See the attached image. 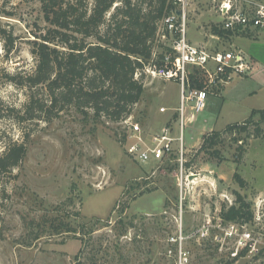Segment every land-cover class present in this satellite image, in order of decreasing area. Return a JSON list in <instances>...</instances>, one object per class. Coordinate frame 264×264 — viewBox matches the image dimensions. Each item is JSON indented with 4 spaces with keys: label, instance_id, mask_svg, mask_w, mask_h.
<instances>
[{
    "label": "rangeland",
    "instance_id": "374dc122",
    "mask_svg": "<svg viewBox=\"0 0 264 264\" xmlns=\"http://www.w3.org/2000/svg\"><path fill=\"white\" fill-rule=\"evenodd\" d=\"M0 14L15 38L9 57L0 42V69H33V41L50 26L41 1L0 0ZM215 26L223 25L212 1L190 0L189 39L217 52L231 50L234 43L253 70L215 88L203 112L187 109V118H194L184 131L183 165L179 142L162 163L134 161L126 151L124 121L85 119L75 108L50 122L0 120V151L3 141L22 142L30 134L16 179L4 180L5 195L0 186V264H177L180 247L189 253V264H255L245 253L237 254L235 242L224 241L215 226L229 225L221 217L222 207L233 205L236 193L241 194L254 220L236 225L261 237L257 252H264V135L254 137V126L250 137L224 133L264 109V32L253 29L217 39ZM143 82L144 95L131 117L149 135L170 126L178 138L179 86L145 73ZM0 98L21 109L27 94L0 71ZM162 107L167 111L162 113ZM217 132L223 133L220 144L201 149L204 138ZM236 137L242 141L236 143ZM215 150L218 155L212 154ZM66 226L78 230V237L66 233ZM205 226L211 228L206 239L200 237ZM181 232L185 240L180 245L175 239Z\"/></svg>",
    "mask_w": 264,
    "mask_h": 264
},
{
    "label": "trees",
    "instance_id": "16d2710c",
    "mask_svg": "<svg viewBox=\"0 0 264 264\" xmlns=\"http://www.w3.org/2000/svg\"><path fill=\"white\" fill-rule=\"evenodd\" d=\"M39 1L50 26L33 41V69L15 73L0 69L9 84L26 92L27 101L18 109L0 98V120L50 122L70 107L85 119L123 122L142 100L145 92L143 69L152 58L157 22L174 9L172 3L169 0ZM117 3L119 5L112 12ZM213 34L220 38L233 35L218 26L213 27ZM0 42L9 57L15 47V38L1 21ZM190 78L194 81L195 75ZM252 126L254 137L264 135V109L254 110L248 120L229 126L224 133L250 137ZM222 135L217 132L205 137L201 149L215 148ZM29 138L27 133L22 142L3 141L0 186L4 195L7 184L4 180L16 179L14 173L27 156ZM234 140L237 143L242 138ZM239 150L243 152L242 147ZM218 153L215 150L212 154ZM235 177L244 187V180L238 175ZM221 217L228 222L254 220L251 205L239 193L233 205L222 207ZM65 232L76 237L79 233L72 226H66ZM82 253L83 248L77 260Z\"/></svg>",
    "mask_w": 264,
    "mask_h": 264
},
{
    "label": "built area",
    "instance_id": "2783aa9c",
    "mask_svg": "<svg viewBox=\"0 0 264 264\" xmlns=\"http://www.w3.org/2000/svg\"><path fill=\"white\" fill-rule=\"evenodd\" d=\"M136 2L137 0H131ZM218 8L222 18V28L231 31L233 35L257 30L264 32V0H211ZM173 10L157 22V34L153 42L152 58L143 72L152 78L165 82H174L180 88L179 127L180 136L174 138L173 129L165 126L160 133L149 135L141 125L129 116L124 120L126 129L127 154L140 164L162 163L169 159L174 152V142H179L183 165L184 131L187 120L191 121L194 114L201 113L206 108V102L214 89L229 84L235 77L247 76L253 70L248 58L234 46L231 50L212 51L209 46H201L192 42L188 37L187 18L190 0H169ZM119 4H115L113 10ZM111 13L108 14V18ZM217 39L220 37L214 36ZM191 75H195L192 81ZM138 76V75H137ZM192 111L188 119L187 109ZM161 112L167 111L162 107ZM239 222H230L224 227L219 222L215 228L224 233L223 240L234 241L236 253L250 257L255 264L264 258V252H257L262 238H254L246 230L241 232L236 225ZM248 223L242 224L246 226ZM211 228L205 226L200 231L201 238H208ZM222 238L216 236L215 240ZM185 238L182 232L175 242L182 244ZM260 257L256 259L258 256ZM189 253L182 247L179 249L177 264H189ZM261 264V263H260Z\"/></svg>",
    "mask_w": 264,
    "mask_h": 264
},
{
    "label": "crops",
    "instance_id": "0c3cea01",
    "mask_svg": "<svg viewBox=\"0 0 264 264\" xmlns=\"http://www.w3.org/2000/svg\"><path fill=\"white\" fill-rule=\"evenodd\" d=\"M232 46H234V43H232L231 45H230V47H232ZM235 47V46H234Z\"/></svg>",
    "mask_w": 264,
    "mask_h": 264
}]
</instances>
